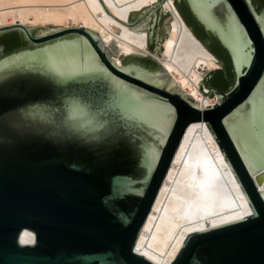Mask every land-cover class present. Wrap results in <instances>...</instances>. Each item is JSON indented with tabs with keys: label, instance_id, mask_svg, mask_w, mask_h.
I'll list each match as a JSON object with an SVG mask.
<instances>
[{
	"label": "water",
	"instance_id": "obj_1",
	"mask_svg": "<svg viewBox=\"0 0 264 264\" xmlns=\"http://www.w3.org/2000/svg\"><path fill=\"white\" fill-rule=\"evenodd\" d=\"M165 1L93 7L157 57L167 37L184 74V51L221 65L199 85L214 104L150 54L118 65L84 27H0V264H157L135 245L165 189L196 218L169 264H264V0ZM203 121L221 156L173 158Z\"/></svg>",
	"mask_w": 264,
	"mask_h": 264
},
{
	"label": "bare ground",
	"instance_id": "obj_2",
	"mask_svg": "<svg viewBox=\"0 0 264 264\" xmlns=\"http://www.w3.org/2000/svg\"><path fill=\"white\" fill-rule=\"evenodd\" d=\"M158 0H123V4L134 10L140 11ZM174 0L162 3L163 9H169ZM98 0H0V27L19 22L27 26L55 27L49 28L40 34L66 27H84L96 33L100 40L108 47L118 65L122 64L121 57L133 53L150 54L171 76L176 84L198 103L207 106L217 101L216 95H202L199 85L204 72L219 68L220 65L212 60L197 57L187 51L189 65L193 64L189 73L184 74L176 65L172 55V45L167 39L161 43L163 51L159 57L150 52L148 48L147 31L140 41L131 39L127 32V25L120 21L114 25L115 20H106L93 6ZM169 24L178 31V36L167 31L176 39L173 43L177 46L183 44V35L177 26V18ZM169 26V25H167ZM205 121L190 124L188 138L179 142L173 158H184V151L201 149L207 156H221L220 149L213 139L204 140ZM195 200L165 189L147 219L144 227L137 237L135 251L157 264H169L177 254L184 238L191 230L196 218L190 216ZM28 234V235H26ZM33 233L23 229L20 239L22 242L33 240Z\"/></svg>",
	"mask_w": 264,
	"mask_h": 264
},
{
	"label": "rangeland",
	"instance_id": "obj_3",
	"mask_svg": "<svg viewBox=\"0 0 264 264\" xmlns=\"http://www.w3.org/2000/svg\"><path fill=\"white\" fill-rule=\"evenodd\" d=\"M167 19H170V17L167 16V17L165 18V20H167ZM167 27H169V26H167V25L164 26V28H165L166 30H167ZM157 52L159 53L160 51L157 49ZM126 56H128V55L122 56V57H121V61H122V59L125 58ZM155 61H156V60H155ZM220 68H223V67L220 65V67H219V68H216V69H220ZM216 69H213V70H216ZM213 70H209V71H207V72H210V71H213ZM207 72H204V75H205ZM203 77H204V76H203ZM210 96H211V98L215 97V95H214L213 93H212ZM210 96H209V97H210Z\"/></svg>",
	"mask_w": 264,
	"mask_h": 264
},
{
	"label": "snow or ice",
	"instance_id": "obj_4",
	"mask_svg": "<svg viewBox=\"0 0 264 264\" xmlns=\"http://www.w3.org/2000/svg\"><path fill=\"white\" fill-rule=\"evenodd\" d=\"M260 183H261L262 185H264V178L261 179ZM26 235H28V234H26Z\"/></svg>",
	"mask_w": 264,
	"mask_h": 264
}]
</instances>
